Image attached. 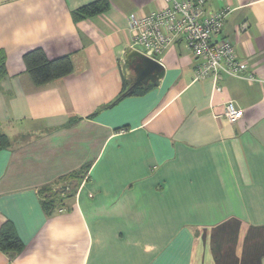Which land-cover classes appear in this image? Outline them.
<instances>
[{
	"label": "crops",
	"instance_id": "1",
	"mask_svg": "<svg viewBox=\"0 0 264 264\" xmlns=\"http://www.w3.org/2000/svg\"><path fill=\"white\" fill-rule=\"evenodd\" d=\"M93 1L0 0V228L25 244L0 264H264V0H206L232 8L220 37L260 79L222 76L220 91L195 79L183 38L157 56V84L129 90L130 17L169 4L109 0L75 20ZM37 47L69 55L73 73L36 85L24 55ZM67 182L47 211L43 191Z\"/></svg>",
	"mask_w": 264,
	"mask_h": 264
},
{
	"label": "built area",
	"instance_id": "2",
	"mask_svg": "<svg viewBox=\"0 0 264 264\" xmlns=\"http://www.w3.org/2000/svg\"><path fill=\"white\" fill-rule=\"evenodd\" d=\"M165 1L169 4L166 8L130 17L133 48L142 47L145 54L157 59L169 46L183 38L197 59L195 79L212 78L217 91L222 89L218 82L222 76L260 81L249 72V64L237 57L235 44L220 37L232 11L228 4L213 11L206 7V0ZM248 27L247 23H242L240 31ZM224 114L229 121L236 122L243 117V110L234 100H228Z\"/></svg>",
	"mask_w": 264,
	"mask_h": 264
},
{
	"label": "trees",
	"instance_id": "3",
	"mask_svg": "<svg viewBox=\"0 0 264 264\" xmlns=\"http://www.w3.org/2000/svg\"><path fill=\"white\" fill-rule=\"evenodd\" d=\"M109 0H95L88 3L74 12L75 20H82L94 15L103 13L109 9ZM27 72L31 75L36 85L42 86L59 78L70 75L74 71V64L69 55H63L55 59H50L42 47L34 48L24 55ZM7 75L6 54L0 50V79ZM131 91L126 89L118 96L117 101L128 95ZM10 146L9 137L0 129V152ZM78 178V176H75ZM71 189L72 184L67 182ZM61 189L52 190L46 188L43 191L45 200L43 207L47 211H53L56 207L63 205L57 198ZM25 248V244L18 235L14 224L11 221L5 222L0 228V249L6 253L18 254Z\"/></svg>",
	"mask_w": 264,
	"mask_h": 264
},
{
	"label": "water",
	"instance_id": "4",
	"mask_svg": "<svg viewBox=\"0 0 264 264\" xmlns=\"http://www.w3.org/2000/svg\"><path fill=\"white\" fill-rule=\"evenodd\" d=\"M125 73L127 80L131 83L129 90L138 86L148 85L149 83L157 84L165 74L164 65L143 51L133 48L125 58ZM69 188L68 184L60 187L61 192Z\"/></svg>",
	"mask_w": 264,
	"mask_h": 264
}]
</instances>
